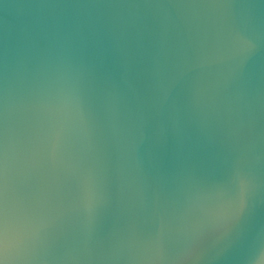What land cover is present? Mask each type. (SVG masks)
I'll use <instances>...</instances> for the list:
<instances>
[{
    "label": "clouds",
    "instance_id": "1",
    "mask_svg": "<svg viewBox=\"0 0 264 264\" xmlns=\"http://www.w3.org/2000/svg\"><path fill=\"white\" fill-rule=\"evenodd\" d=\"M0 264H264V0H0Z\"/></svg>",
    "mask_w": 264,
    "mask_h": 264
}]
</instances>
